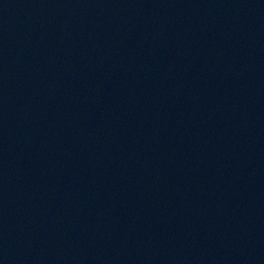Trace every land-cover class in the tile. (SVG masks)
<instances>
[{"label":"water","instance_id":"water-1","mask_svg":"<svg viewBox=\"0 0 264 264\" xmlns=\"http://www.w3.org/2000/svg\"><path fill=\"white\" fill-rule=\"evenodd\" d=\"M0 264H264V0H0Z\"/></svg>","mask_w":264,"mask_h":264}]
</instances>
